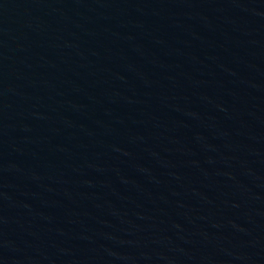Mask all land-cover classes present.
<instances>
[{
	"label": "water",
	"instance_id": "95a60500",
	"mask_svg": "<svg viewBox=\"0 0 264 264\" xmlns=\"http://www.w3.org/2000/svg\"><path fill=\"white\" fill-rule=\"evenodd\" d=\"M0 264H264V0H0Z\"/></svg>",
	"mask_w": 264,
	"mask_h": 264
}]
</instances>
